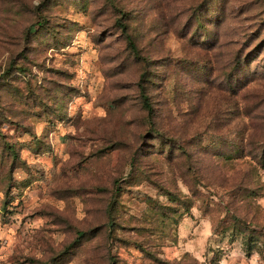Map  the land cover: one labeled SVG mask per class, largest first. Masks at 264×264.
Instances as JSON below:
<instances>
[{"label":"rangeland","instance_id":"rangeland-1","mask_svg":"<svg viewBox=\"0 0 264 264\" xmlns=\"http://www.w3.org/2000/svg\"><path fill=\"white\" fill-rule=\"evenodd\" d=\"M244 253L264 264V0H0V264Z\"/></svg>","mask_w":264,"mask_h":264},{"label":"built area","instance_id":"built-area-1","mask_svg":"<svg viewBox=\"0 0 264 264\" xmlns=\"http://www.w3.org/2000/svg\"><path fill=\"white\" fill-rule=\"evenodd\" d=\"M255 255L253 254H242L238 258H216L214 260H209L205 264H251V261ZM259 264V259L256 261Z\"/></svg>","mask_w":264,"mask_h":264},{"label":"trees","instance_id":"trees-1","mask_svg":"<svg viewBox=\"0 0 264 264\" xmlns=\"http://www.w3.org/2000/svg\"><path fill=\"white\" fill-rule=\"evenodd\" d=\"M122 24V23H121ZM121 27H122V29H123V31H125V25L124 24H122L121 25ZM133 47V46H132ZM145 75V73L142 75V77ZM139 89H140V92H141V95H142V97L144 98V106L149 110V111H151V104L147 101V94L145 93V87H144V85L139 81ZM214 259H216V258H213L212 257V259L211 260H214Z\"/></svg>","mask_w":264,"mask_h":264},{"label":"clouds","instance_id":"clouds-1","mask_svg":"<svg viewBox=\"0 0 264 264\" xmlns=\"http://www.w3.org/2000/svg\"><path fill=\"white\" fill-rule=\"evenodd\" d=\"M257 260H258V256H254L252 261H251V264H256Z\"/></svg>","mask_w":264,"mask_h":264}]
</instances>
